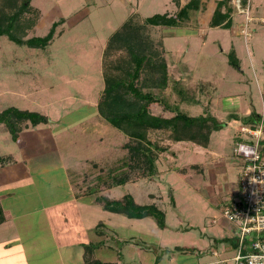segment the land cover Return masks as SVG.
<instances>
[{
	"label": "rangeland",
	"instance_id": "374dc122",
	"mask_svg": "<svg viewBox=\"0 0 264 264\" xmlns=\"http://www.w3.org/2000/svg\"><path fill=\"white\" fill-rule=\"evenodd\" d=\"M188 1L31 0L39 14L24 39L42 37L52 23L61 22L45 48L17 45L0 35V111L14 106L60 122L53 126L62 132L60 147L68 157H79V170L89 169L82 159L101 167L114 160L118 166L119 160L126 157L122 145L128 138L96 115L104 85L105 45L130 15L133 23L141 25L143 19L155 14L174 15ZM218 1L202 0L205 9L194 12L181 26L145 25L140 29L152 52L164 58L167 66L168 80L163 90L152 87L148 71L138 81L143 91L159 97L160 103L150 105L149 111L163 117L172 115V107L189 116L207 112L225 125L211 134L209 148L215 155L199 152L192 143H172L161 133L149 134L153 143L167 148L158 153L156 167L161 172L151 180L118 186L104 194L111 198L130 194L139 204H149L147 194H153L156 206L165 214L164 228L147 218L142 224L132 219L130 228L115 229L120 239L133 238L126 244V263L132 258L135 264H180L191 256L188 249H205L213 238L228 236L224 229L227 221L222 217L225 201L220 200L213 181L224 191V182L238 179L241 167L234 148L241 141H256L241 131L248 125L240 118L253 109L262 118L259 146L263 149L264 0H249L247 36L234 27L245 24V15L239 12L235 0H226L222 7L228 11L230 28H213L205 23V12ZM240 1V9H245L247 0ZM230 53L238 67L229 64ZM125 55L123 50L111 53L106 66ZM261 156L264 158V151ZM193 164L206 170L199 173L197 168L190 169ZM207 168H213V174L208 175ZM101 213L102 219L108 215ZM105 236L112 240L108 234Z\"/></svg>",
	"mask_w": 264,
	"mask_h": 264
},
{
	"label": "crops",
	"instance_id": "0c3cea01",
	"mask_svg": "<svg viewBox=\"0 0 264 264\" xmlns=\"http://www.w3.org/2000/svg\"><path fill=\"white\" fill-rule=\"evenodd\" d=\"M202 4L200 0L199 12L205 9ZM215 5L211 11L205 12L207 25ZM234 27L240 29L236 24ZM59 123L49 116L46 123L29 125L21 130L17 140H13L0 124V157L6 159L0 165V208L3 215L0 264H135L132 258L128 263L123 259L127 252L126 244L129 240L132 243L133 238L120 239L115 231L117 227L130 228L132 218L105 211L95 202V197L119 199L104 194L118 186L151 180L161 172L156 167L160 159L155 162L156 171L152 177L129 179L123 185L110 184L109 168L115 161L101 167L97 162L82 159L89 169L79 170V157L69 155V158L60 147L62 132L53 129ZM198 150L214 154L209 147H199ZM238 165L242 166L240 159ZM200 166L199 173H202L206 168ZM207 170L208 175L213 174V168ZM213 183L220 200L226 201L236 193L238 179L224 182V191L215 181ZM147 196L149 204L156 205L155 196ZM101 212L108 215L102 219ZM145 219L134 220L142 224ZM224 224L228 236L213 238V243L205 249H188L191 256L180 264H208L218 260H228L227 264H231L229 260L234 256L237 244L233 227ZM106 234L113 241L108 240Z\"/></svg>",
	"mask_w": 264,
	"mask_h": 264
},
{
	"label": "trees",
	"instance_id": "16d2710c",
	"mask_svg": "<svg viewBox=\"0 0 264 264\" xmlns=\"http://www.w3.org/2000/svg\"><path fill=\"white\" fill-rule=\"evenodd\" d=\"M30 1L0 0V35H5L17 45L45 48L52 42L55 28L61 20L52 23L44 36L24 39L27 32L36 24L39 14L38 10L30 5ZM225 2L226 0H221L216 3L209 22L210 27L230 28L231 20L228 17V11L222 9ZM199 9L200 0H189L179 7L174 15L155 14L143 19L141 25L133 23L132 15H130L108 38L102 62L104 85L96 109L97 114L105 123L128 138V141L122 145L127 152L126 157L119 160L118 166L115 167L113 164L109 168L110 184L123 185L129 179L152 177L155 174L158 153L164 152L167 148L153 143L149 139V134L161 133L166 135L164 139L172 143L187 142L201 148H208L211 134L223 129L225 124L207 112L198 116H189L176 107H172L170 109L173 113L169 117L154 115L149 111V106L159 104V97L151 91H143L138 85L141 74L145 71L150 72L151 76L147 80L157 90H163L168 80L164 58L155 56L140 33V29L145 25L170 28L181 26L182 23L189 21L191 15ZM14 31H18L19 34ZM121 50L125 52L126 57L106 66L105 62L110 54ZM228 57L229 64L238 67V62L232 53ZM231 116L239 118L235 115ZM240 120L250 129H257L262 118L255 111H251ZM46 122V116L33 111L14 107L0 111V124L13 140H17L18 133L29 125L36 126ZM261 143L263 144V149L260 148L262 153L264 141ZM5 161L6 159L0 157V165ZM189 168H197V165L193 164ZM197 169L200 171L201 167L198 165ZM111 173H114L113 176ZM95 202L100 204L105 211L132 219L152 218L160 228L165 226V214L161 209L154 204H137L129 194L119 199L97 196ZM1 222H3V215L0 208ZM94 264L108 263L96 262Z\"/></svg>",
	"mask_w": 264,
	"mask_h": 264
},
{
	"label": "built area",
	"instance_id": "2783aa9c",
	"mask_svg": "<svg viewBox=\"0 0 264 264\" xmlns=\"http://www.w3.org/2000/svg\"><path fill=\"white\" fill-rule=\"evenodd\" d=\"M240 2L235 0L239 12L245 15L240 34L247 36L249 0L245 2V9H240ZM261 129V125L257 129L241 128L243 133L256 141H241L234 148V154L242 161L237 191L222 207V217L233 227L237 244L235 254L229 260L231 264H264V158L259 146ZM227 262L218 260L208 264Z\"/></svg>",
	"mask_w": 264,
	"mask_h": 264
}]
</instances>
